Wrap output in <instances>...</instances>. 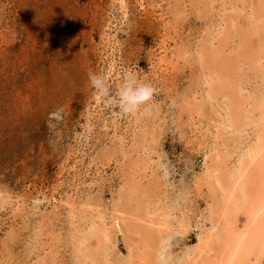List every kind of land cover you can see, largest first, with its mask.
Listing matches in <instances>:
<instances>
[{
	"label": "rangeland",
	"instance_id": "rangeland-1",
	"mask_svg": "<svg viewBox=\"0 0 264 264\" xmlns=\"http://www.w3.org/2000/svg\"><path fill=\"white\" fill-rule=\"evenodd\" d=\"M263 207L264 0H0V264H222Z\"/></svg>",
	"mask_w": 264,
	"mask_h": 264
},
{
	"label": "bare ground",
	"instance_id": "bare-ground-1",
	"mask_svg": "<svg viewBox=\"0 0 264 264\" xmlns=\"http://www.w3.org/2000/svg\"><path fill=\"white\" fill-rule=\"evenodd\" d=\"M263 210H264V207H263ZM262 216L263 218L260 220L258 219L253 232L249 233L245 240L238 241L236 246H229L230 251L228 250L229 252H227L229 253L228 255L229 257L222 264H245V263L250 264L247 260L248 259L247 257L251 249V248L249 249V247L252 246V247L258 248V246L260 245V241H261L260 239L264 238V212H262Z\"/></svg>",
	"mask_w": 264,
	"mask_h": 264
}]
</instances>
